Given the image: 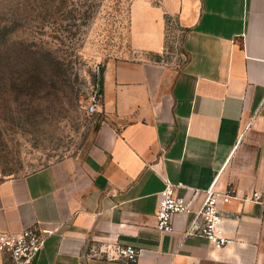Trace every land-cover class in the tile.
<instances>
[{
    "label": "crops",
    "instance_id": "obj_1",
    "mask_svg": "<svg viewBox=\"0 0 264 264\" xmlns=\"http://www.w3.org/2000/svg\"><path fill=\"white\" fill-rule=\"evenodd\" d=\"M169 17L184 30L179 67L163 58ZM129 35L133 58L104 65L92 145L0 180V231L50 230L32 264H264V0H132ZM167 181L198 190L194 207L212 185L236 188L224 246L186 235L194 212L156 229ZM115 243L138 260L88 255Z\"/></svg>",
    "mask_w": 264,
    "mask_h": 264
},
{
    "label": "rangeland",
    "instance_id": "obj_2",
    "mask_svg": "<svg viewBox=\"0 0 264 264\" xmlns=\"http://www.w3.org/2000/svg\"><path fill=\"white\" fill-rule=\"evenodd\" d=\"M131 1L0 0V180L92 145L104 119L90 109L100 70L135 53ZM183 33L169 17L163 58L175 67L186 59Z\"/></svg>",
    "mask_w": 264,
    "mask_h": 264
},
{
    "label": "built area",
    "instance_id": "obj_3",
    "mask_svg": "<svg viewBox=\"0 0 264 264\" xmlns=\"http://www.w3.org/2000/svg\"><path fill=\"white\" fill-rule=\"evenodd\" d=\"M92 111L97 110L96 101L90 105ZM182 183L174 184L167 181L166 186L159 193V203L156 211V229L162 233L174 230V216L178 213L194 212V217L186 231V235L199 234L208 238L215 246H224L229 236L225 231V215L221 209L222 203L230 202L237 197L236 188L230 186L221 189L216 185L206 189L205 198L198 207H194V197L198 190H193V197L179 195L177 187ZM246 199L261 200L262 194L254 191ZM50 230L39 225L23 228L19 232L9 233L0 231V250L6 258L0 264H32L33 260L44 247ZM139 250L133 245L120 243L106 246H93L89 256H102L109 260L128 259L137 261Z\"/></svg>",
    "mask_w": 264,
    "mask_h": 264
},
{
    "label": "trees",
    "instance_id": "obj_4",
    "mask_svg": "<svg viewBox=\"0 0 264 264\" xmlns=\"http://www.w3.org/2000/svg\"><path fill=\"white\" fill-rule=\"evenodd\" d=\"M104 67L101 68L100 70V74L98 77V81H97V89H98V94H102L103 92V79H104Z\"/></svg>",
    "mask_w": 264,
    "mask_h": 264
}]
</instances>
